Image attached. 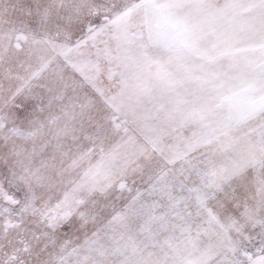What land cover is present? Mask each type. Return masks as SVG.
<instances>
[{"label": "snow or ice", "instance_id": "6c2138e0", "mask_svg": "<svg viewBox=\"0 0 264 264\" xmlns=\"http://www.w3.org/2000/svg\"><path fill=\"white\" fill-rule=\"evenodd\" d=\"M0 264H264V0H0Z\"/></svg>", "mask_w": 264, "mask_h": 264}]
</instances>
